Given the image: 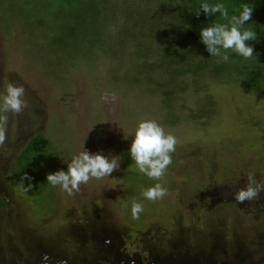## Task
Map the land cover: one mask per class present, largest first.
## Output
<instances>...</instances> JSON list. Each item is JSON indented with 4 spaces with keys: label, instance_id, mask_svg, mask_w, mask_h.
I'll return each mask as SVG.
<instances>
[{
    "label": "rangeland",
    "instance_id": "rangeland-1",
    "mask_svg": "<svg viewBox=\"0 0 264 264\" xmlns=\"http://www.w3.org/2000/svg\"><path fill=\"white\" fill-rule=\"evenodd\" d=\"M202 3L223 4L229 17L242 11L232 0ZM164 4L0 0V94L22 85L27 105L6 114L0 146V264H264V192L243 204L232 196L249 174L264 180V49L252 65L237 55L248 74L192 50L200 40L181 45L192 50L186 63L171 62L169 18L179 15ZM262 16L252 11L242 30L264 25ZM143 120L178 141L159 181L129 155ZM40 134L50 145L25 191L16 158ZM82 150L120 157L119 169L72 196L47 183ZM156 183L167 195L152 202L142 192ZM133 202L143 205L139 219Z\"/></svg>",
    "mask_w": 264,
    "mask_h": 264
},
{
    "label": "clouds",
    "instance_id": "clouds-1",
    "mask_svg": "<svg viewBox=\"0 0 264 264\" xmlns=\"http://www.w3.org/2000/svg\"><path fill=\"white\" fill-rule=\"evenodd\" d=\"M242 11L238 15L229 17L227 8L220 3L211 5L202 3L200 9L206 15L219 13L227 23H215L201 29V42L206 46V50L211 57L217 58V63L229 62V53L243 57L245 60L254 56V48L246 44V41L257 39V33L253 30L244 29L246 21H249L253 11V6L242 4ZM199 15V11H197ZM25 89L22 85L17 86L8 83L6 92L0 94V146L6 142V124L8 120L7 113L20 114L27 107L23 97ZM105 103L115 102V95L105 93L102 97ZM127 138V137H125ZM177 138L167 133L165 129L154 120H143L136 127L129 155L140 173L151 180L159 181L166 173L168 167L172 164V153L176 150ZM120 157H106L100 153L91 154L87 150H82L75 155L67 165V171L59 170L47 174V183L53 187H60L62 191L69 196L74 195L80 190L81 184H87L90 179H102L109 177L114 171L119 169ZM32 177L24 174L21 177V183L24 180H31ZM249 183L237 188L232 192L234 200L238 204L256 199L261 192H264V180L256 182L251 174L248 177ZM32 185L29 183L25 191H29ZM142 195L145 199L155 202L167 195V189L160 183L143 190ZM143 205L133 202L131 213L133 219H139L143 212ZM45 260L48 257H44Z\"/></svg>",
    "mask_w": 264,
    "mask_h": 264
},
{
    "label": "trees",
    "instance_id": "trees-1",
    "mask_svg": "<svg viewBox=\"0 0 264 264\" xmlns=\"http://www.w3.org/2000/svg\"><path fill=\"white\" fill-rule=\"evenodd\" d=\"M169 1L172 5L164 4L163 7L169 6L167 8H170L172 13L178 12L179 18H177V14L175 16H170L169 20L174 18V21L177 22V24L174 25V28L171 27V30H174L175 38L172 37L171 41H168L169 44L173 43L174 47H172L171 51L168 52L166 55V58H170V61L180 63H186L188 61L187 54L192 53V50H204L206 49V46L203 45L199 48L183 50L181 48V45L188 46L193 42L201 41L200 38V31L202 28L207 26H212L215 23H227V21L223 20L219 13H216L214 15H206L202 9L199 7V0H161ZM234 3L241 6L242 4H248L249 6H253V11L262 14L264 17V0H232ZM175 8V11L174 9ZM197 11H199V15H197ZM164 17V16H162ZM164 19V18H163ZM163 19L160 20V23H162ZM167 22V21H166ZM177 26H179L180 30H182V33L185 34V38L180 40L178 36L176 35ZM263 24H255L250 30H253L257 33V39L252 41H246V44L254 48V52L257 53V51L264 49V29L261 27ZM161 28V26L159 27ZM163 30V29H161ZM178 32V31H177ZM199 41V42H200ZM186 42V43H185ZM189 50V51H188ZM257 55V54H256ZM255 56V54H254ZM253 56V57H254ZM242 59V58H241ZM211 59H206L205 61L201 62L203 66L209 65L211 67H214L215 63L210 62ZM242 61L245 64L252 65L254 62V58L251 59H242ZM240 62V58L237 57L235 53H229V62L223 64L224 62H221L222 65L217 66L220 67L223 70H226V66H231L229 68L232 69L235 73H245V71L248 73H252V70L248 69V66L246 65L243 70H240L238 68V63ZM159 65V64H158ZM200 68L195 67V70L198 71ZM193 69V71L195 72ZM259 71H262V68H259ZM238 74V73H237ZM262 79H264L263 75H261ZM251 80V79H250ZM249 87L253 88L257 85H254L251 82L247 83ZM254 89V88H253ZM168 103H171L169 99H167ZM50 145V141L47 137L44 135H37L30 144L22 151V153L16 158V164H15V170H14V177L15 179H18L21 181V177L24 174H27L28 176L31 175L34 171H36L37 165L40 164L42 161L41 157L44 154V151L48 148ZM25 183H30L31 180H24ZM34 190V189H33ZM2 204V201H0V205Z\"/></svg>",
    "mask_w": 264,
    "mask_h": 264
}]
</instances>
